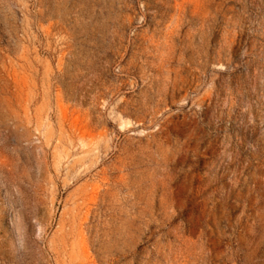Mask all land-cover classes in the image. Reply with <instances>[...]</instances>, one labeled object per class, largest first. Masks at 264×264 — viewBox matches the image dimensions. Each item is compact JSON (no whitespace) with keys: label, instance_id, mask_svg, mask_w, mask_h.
Wrapping results in <instances>:
<instances>
[{"label":"rangeland","instance_id":"374dc122","mask_svg":"<svg viewBox=\"0 0 264 264\" xmlns=\"http://www.w3.org/2000/svg\"><path fill=\"white\" fill-rule=\"evenodd\" d=\"M0 264H264V0H0Z\"/></svg>","mask_w":264,"mask_h":264}]
</instances>
